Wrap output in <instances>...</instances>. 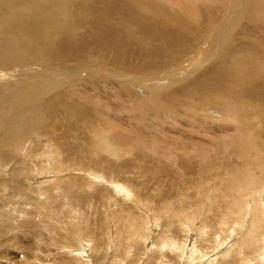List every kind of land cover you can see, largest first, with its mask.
<instances>
[{"label":"bare ground","instance_id":"obj_1","mask_svg":"<svg viewBox=\"0 0 264 264\" xmlns=\"http://www.w3.org/2000/svg\"><path fill=\"white\" fill-rule=\"evenodd\" d=\"M75 171L89 178H63ZM126 174L155 185L172 174L178 191L146 194ZM32 176L58 178L26 183ZM98 180L166 214L170 228L179 216L194 222L184 211L191 190L209 182L208 194L217 184L200 234L208 226L213 237L236 235L247 222L235 248L241 259L221 264H264V0H0V264H34L16 245L33 220L13 210L34 193L46 213L56 195L67 202L53 210L70 214L63 243L53 244L57 223L36 228L52 235L55 250L83 235L100 246L108 220L99 218L98 232L71 204L98 198L101 190L88 194ZM127 215L132 239L144 229ZM123 234L115 228L118 242ZM186 244L163 234L147 249H180L189 260L198 248ZM148 256L145 264L157 258Z\"/></svg>","mask_w":264,"mask_h":264},{"label":"rangeland","instance_id":"obj_2","mask_svg":"<svg viewBox=\"0 0 264 264\" xmlns=\"http://www.w3.org/2000/svg\"><path fill=\"white\" fill-rule=\"evenodd\" d=\"M149 90L150 91L148 93L150 94V92H152L150 87ZM183 129H188V127L184 126ZM172 133L173 132H169V135L170 134L172 135ZM173 135L175 136L177 134L174 133ZM126 156H124L125 157L124 159H126ZM82 173L83 175H81ZM128 175L129 174L122 175V177H126L127 179L132 178V181L130 182L129 186L134 188L135 183L139 184L141 182H144V187H138L136 190H142L146 194L147 193L150 195L153 194L155 187H157L161 191L163 198L174 196L178 191L177 189H176L177 191H175V186L173 185L174 176L172 174H165V176L162 177L156 185L153 181L150 182L146 180L144 176H140L139 174H137L136 177L133 175L130 176ZM82 177L87 179L89 178L86 172L84 173L82 171L70 172L63 175L64 179L74 178L76 180V178L81 179ZM22 178L23 177H21V179ZM55 178L58 177L51 176L45 178L43 176H32L25 179L26 180L25 182L27 183V181H29L31 183L33 182L36 183L39 181L43 182L44 180L47 181L54 180ZM95 184H98L99 186H96L95 188L88 191V194L92 193L94 190H101L99 192L98 198H89L90 202L88 204H82L79 202L76 203L74 201H72L71 204L72 207L78 209L79 214L84 213V215L87 217L89 221V224L94 229H97L98 232L101 229L99 218L103 217L106 220H108L105 222L106 232L105 234L102 235L101 243L98 242L100 243V246L97 245L95 237L92 238L90 236L83 235L79 241L77 240L75 242H71V245H69L70 242L69 243L67 242L66 249H63L61 252L55 250L56 247L52 245V241H50V238L52 235H55L56 239L53 241V244L57 243V245H59L63 243L62 241L65 240L63 229L68 228V221L70 220L69 218L70 214L67 211V209L65 210V214L63 216L57 215L56 211H54L55 213L53 214V210H57L59 208L63 210V205L67 204V202L60 201V197L56 195L59 192L58 189H56L58 192L55 189L52 192V195L55 194L56 196L52 198V204H51L52 207L48 209L47 213L43 209H38V206L34 202L35 200H37V198H35L36 193L34 192L31 193L30 197L32 196L33 193L34 195L29 201L25 200L22 202H17L16 205H14L13 210L16 213L14 214V216H17L19 221L20 219L22 220L26 218H31L33 220L32 223L28 226V230L30 229L29 233H27L28 235L16 234L17 235L16 245L19 248L25 250L27 253H30L26 255L32 259L34 264H73L74 262H76V261L74 262L71 261L73 260L74 256H75L74 259H78L79 261H82L86 264H145V261L147 262L146 258H149L148 256L149 254H152L153 256L155 254L157 257L154 258V261H151L149 264H152V262H154V264H162V263L164 264H185V263L209 264L210 263L211 264L212 262H213L212 264H219V263L221 264L222 260L226 259V257H228L229 259L233 257L234 259L232 258V260L241 259L239 258L241 256L240 252H238L237 249L235 248L241 236L246 232L245 229L248 224L247 222H244L243 228L240 232L236 231V235L235 232L230 233L228 229H225V230H219L217 236L213 237L210 235L214 232V230L213 229L209 230L210 227L208 226H205L207 228L204 227V230L208 231L205 232L206 234L201 233L202 234L201 235L200 231L198 230V228L201 226L200 225L201 222L204 221L203 220L204 216L207 214L208 208L203 207L205 198L207 199L206 201V206H207L208 202L212 198L213 190L214 189L216 190L217 184L209 188L208 194L206 188L209 187V182L204 183L205 188L203 191L196 190L194 192L193 190H191V193L187 192L190 193L191 197L184 199L189 202L192 201L193 203L190 209L184 211L192 215V219L194 222L189 224L185 222L182 216H179V219L177 217L179 221H176L174 223V227L172 228H170L167 225L169 221L166 217V214L152 212L146 209L145 207L140 208L138 206H135L132 204L131 201L123 199L122 194L113 193L112 191H110V189L109 191L106 192L105 191L106 189L102 187V186H106L104 180H98V182H96ZM102 192H104L103 197L105 196L106 193H111L114 200H108L105 199V197L103 198L101 196ZM104 199L106 203L103 202ZM245 199H246L245 212H247L249 210L248 207L252 205L253 201L251 198L247 196ZM155 201L157 203H160L159 202L160 199H156ZM121 211H124L126 214L122 216L123 218L120 219L121 221L120 222L117 217V214ZM127 214H130L131 216L137 219V222L139 223L136 224L137 227H140V229L142 228L144 229L143 232L139 234L137 233V235L134 238L132 237V239H130L131 238L130 226H132V222L129 218H127L128 216ZM48 221L57 223V226L55 228L53 227V230L50 229L52 235H49L47 232L44 231V229L42 230L36 229L39 227L42 228V226L46 225ZM14 225L17 226V223H15ZM189 225H192L190 228H193L191 229V233H189L190 231L186 232L188 230L187 226ZM118 227L123 228L124 234L119 238L120 240H123L121 242H118L117 238L114 236L115 228ZM147 227L150 228L148 229ZM162 232L164 235L171 236L172 239L178 242V244L180 245L187 243L186 245L190 246V244L192 243V245L194 244L195 246H197L199 250L196 248L198 251L196 250L195 252L196 254H192L191 256L192 258H189L188 260V258H186L187 256L190 257L189 254L187 255L188 252L183 256L177 255V253L180 252V249L178 251H174L171 247L168 248L166 246L165 247L166 249L161 253L159 251H155V250L153 251L150 248L147 249V247H151V244H153V240L157 235H163ZM97 236L99 237V235ZM145 236H146V241H145ZM206 238L209 241L206 240ZM157 239L158 238H156V240L154 241L155 243L158 242L159 239L158 240ZM221 242H223L224 244L222 243V245H220ZM156 246L158 248V245ZM68 250L72 251V253ZM82 252H84L82 254L83 256L82 255L79 256L80 255L79 253ZM260 252L264 253V251H260ZM230 253L232 255L235 253L236 255L234 254L233 256H231ZM116 255L118 257H116ZM20 256H22V254H19V256L17 257L20 258ZM237 256H239L238 259ZM190 259L191 260L193 259L192 262ZM220 260L221 262H219Z\"/></svg>","mask_w":264,"mask_h":264}]
</instances>
